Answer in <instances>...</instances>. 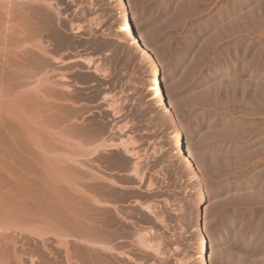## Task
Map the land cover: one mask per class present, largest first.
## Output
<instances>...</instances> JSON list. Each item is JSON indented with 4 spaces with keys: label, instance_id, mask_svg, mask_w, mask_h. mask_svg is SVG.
<instances>
[{
    "label": "rangeland",
    "instance_id": "rangeland-1",
    "mask_svg": "<svg viewBox=\"0 0 264 264\" xmlns=\"http://www.w3.org/2000/svg\"><path fill=\"white\" fill-rule=\"evenodd\" d=\"M47 1H54L55 5L61 7L59 30L55 22L51 21V27L43 29L36 21L35 24L40 27L37 26L40 30L34 25L38 31L35 32L37 35L34 33L32 36L28 33V36L31 40L37 39L38 36L43 38L45 43H49L51 54L53 53L52 55L58 59L50 61L51 64L49 62L45 66H31L25 62H18L22 57L24 59L25 50H20L23 41H18L15 33H6L7 41L5 40L4 46L3 41L0 42V48H4V53L1 55L8 59L6 60L8 65H6L7 62L4 64L1 61L5 65L3 68L6 66L7 68L0 70L3 76L0 78V107L2 108L0 114L3 117H11L14 120L18 118L26 122L25 129L28 131L25 136L26 143L31 145L24 149L26 154L39 150L40 148L37 149L36 145L48 151L58 152L57 154L60 152L61 155L65 152L64 142L60 141L64 133L62 127L64 122H60L57 118L58 112L63 110L62 102L67 95L69 96L66 98L70 97L73 103L77 102L74 103L76 108L79 107L77 111H80V114L76 116L77 121L83 119L85 122L91 119L90 121L94 122L96 118L106 120L110 124L114 121V130L118 124L122 126L121 122H130L131 129L128 128L126 134L132 135L139 143L137 148L145 153V161L141 167V171L145 172L144 182L138 183L132 180L130 183L132 186L140 184L141 189H145L148 182L154 186L152 193H149L150 196L148 192L143 191L142 200L147 201L151 198L149 200L158 203L159 208L162 205L161 213H159L165 216L168 222L167 229H162L160 225H157L158 228L155 225L154 228L161 231L165 239L163 249L177 245L179 252L184 253L175 252L167 264H173V262L175 264V257L195 254L197 251L195 243L200 237L198 231L193 230L196 225L203 227L205 235L218 240L211 246L212 251H215L212 264H263L264 0H206L207 2L205 0H129L130 9L137 16V30L144 37V42L152 53L154 65L164 68L162 76L165 81V93L173 106L176 121L184 125L182 126L189 144L195 151L196 167H200L197 169L200 175H203L201 176L203 181L201 180L200 184L196 181L188 182L190 174L188 176L189 172L185 169L182 158L175 153L174 140L170 138L174 128L161 114L154 100L150 99L151 93L147 91V88L152 77L151 67L140 57L136 48L129 45L128 41L111 38L117 35L114 31L119 21L117 1ZM257 5H261L260 8ZM254 11L258 13V17L251 19ZM63 15L66 19H63ZM243 17L248 18L249 23ZM241 18L244 22L241 21L242 27L236 30L238 32H229L230 22L240 21ZM91 20L101 21L98 24L99 28L85 26V30L80 33L69 31L70 23H86ZM221 30H224L222 34L214 37L217 33H221ZM87 56L103 61L109 68V75L105 78L96 77L91 72L84 71L87 67L79 61L70 63L68 66H60L58 63L61 60L68 61ZM11 66L24 71L23 77L20 76L21 74L18 75L20 78L12 75L7 70L12 68ZM229 66L233 69L230 73L224 74ZM62 73L69 78L68 81L58 79ZM39 76L45 80L47 78L48 81H54L57 85L71 86L72 94L66 95L67 92L64 90L61 93L48 94L55 99L51 107H47L42 100L33 95H21L20 93H23L28 86H32ZM234 78L237 80L235 81ZM21 79L26 80L24 84H20L22 86L18 83ZM105 93L117 96L118 101L121 102L120 107L123 110L119 119L113 118L112 121L111 112L103 109L106 104L101 99ZM254 95H258V98ZM37 114L44 115V119L47 118L43 120L46 121L48 130L45 132L43 129L44 134L41 129L31 124L33 117H40ZM47 115L50 117H46ZM97 122L94 124L97 125ZM249 129L251 131L248 132ZM99 141H93L92 144L96 145ZM92 144L87 146H94ZM237 145L238 148L235 150ZM55 148L57 151H54ZM152 150L158 151L156 154H151ZM111 153L103 152L102 155L108 157V160L100 155L101 160L105 159L106 163L109 162V158L112 159L116 154L112 153L113 156H111ZM57 167L60 170L61 166ZM118 168L123 167L118 166ZM118 168L114 170L119 171ZM10 169L12 165L3 161L0 164V176ZM121 170L126 171V169ZM80 182L79 180L78 185L81 186L82 182L79 184ZM124 182H122L124 185H131L129 181ZM199 190H204L203 193L206 194V200L202 203L198 201ZM130 192L132 196L135 191L130 190ZM131 196H129L130 199L124 198V202L121 199L123 203L120 200H116L115 203L119 202L121 209L125 203L123 207L127 210L126 207L132 206V200L137 198L134 195ZM166 202L169 203L166 204ZM130 206L128 209L132 210ZM176 210L181 212L175 213ZM132 213L128 216L130 219L140 221L144 225L148 224L140 220L139 212ZM196 215H198V223H194ZM132 216H138V219ZM182 226L183 230H181ZM147 262L149 263V260Z\"/></svg>",
    "mask_w": 264,
    "mask_h": 264
},
{
    "label": "bare ground",
    "instance_id": "bare-ground-1",
    "mask_svg": "<svg viewBox=\"0 0 264 264\" xmlns=\"http://www.w3.org/2000/svg\"><path fill=\"white\" fill-rule=\"evenodd\" d=\"M45 1L46 2H44V0H0V42L3 41L4 46L5 40L7 41L6 37L8 32L9 34L15 33L17 40L23 41L21 46L22 48L20 47V50H25L24 59L22 57V59H19V61L17 60L18 62H25L31 66H45L50 61L52 62V60L54 61L58 59L52 55L53 53L51 54L49 51L50 45L47 42L45 43L43 38L41 39L38 38L39 36H36L37 39H33V37V40H31L30 36H28L29 34L32 35L35 32H38L34 27V25H36V21L37 24L40 23L39 26H42L43 29H48V26L51 27V21L53 23L55 22V25H57V30H59L58 23L60 21L59 19L61 18V7L59 5H55L56 2L54 1ZM111 1H117V15L119 17L117 26L114 29L117 35L113 37L111 36V38L128 41L129 45L136 48L140 57L151 67L152 77L150 78V84L147 88V91H150L151 93L150 99L154 100V103L159 107L161 114L164 115L165 119H168L174 128V132L171 134L170 138L174 140L175 153H178V155L182 158L184 166L186 167L185 169H187L189 172L188 176L190 174L188 182L190 183L196 181L200 184L202 180L201 176L203 177V175H200L198 170L200 167H196L195 151L189 144L190 142L184 130V125L182 123H179V125L176 121L173 106L168 101L167 95L165 93V81L162 76V71L164 68L154 65L152 53L145 44L143 39L144 37L137 30V16L130 9L131 6L129 4V0ZM258 6L259 5H257V7ZM258 11L260 12V10ZM257 14L258 13L254 11L251 14V19H253V17L255 18V16L258 17ZM63 19L66 18L64 17ZM243 19L241 18L240 21H235L233 23L230 22L231 26L229 27L228 25L229 32H238L236 30L242 27L241 21H247L248 18L244 20ZM43 20L46 21L42 22ZM99 22L101 21L91 20L86 23H70L69 31L72 33H80L81 31L85 30V26L99 28ZM247 22L249 23V21ZM37 26L38 25H36V27ZM38 27L37 29L40 30V27ZM3 31L4 33H2ZM222 31L224 30H221V33H217L214 37H219L222 34ZM2 53H4V48H0V70H6L7 66L4 68L3 66H5L4 64H6V60L8 59H5L3 55H1ZM16 59H18V57ZM1 61H3L4 64ZM76 61H79L81 64L87 67V69L84 71L91 72L96 77L105 78L109 75L108 66H105L103 61L101 62L99 60H95L91 56L68 61L61 60L58 61V63L60 66H68V64ZM6 65H8V62ZM16 69L12 67L7 70L10 71L12 75L18 76L21 74L20 76L23 77L22 75H24L25 72L21 69ZM232 69L230 66L227 67L224 74L230 73ZM64 73L58 76V79L66 82L69 78L64 76ZM20 76H18V78H20ZM2 77V72L0 71V78ZM43 79L44 78L42 76H39L32 86L26 85L28 86L27 89L24 92L21 91L23 93L20 94L24 96H26V94L33 95L35 98L42 100L44 105L46 104L47 107H51V105L54 104L53 102L55 99L51 98V96L49 97L48 94H57L64 90L67 92V95L72 91L71 86L69 87V85H57L54 81H48L47 78L46 80ZM236 80L237 79H235V81ZM24 81L26 82V80L21 79L20 82H18L19 85L24 84ZM95 94L97 95L98 93ZM99 95L100 94H98V96ZM66 97L65 99H67ZM65 99L64 101L61 100L63 101V105L61 106L63 110L58 112V118L56 116L60 122H64L62 126L64 131L63 136L60 134L62 136L60 141L62 140V142L65 143H63L65 146H63V148H65V152H63L62 155L60 152L57 154L58 152L56 153L53 151H48L46 148L44 149V147L38 145H36V148H40L39 150L28 152V154H26L24 149L31 146L28 145L29 143H26L27 141L25 136L28 132L27 129H25L26 122L20 121L18 118L14 120L11 117H3L0 114V164H2L4 161L5 163L12 165V169L8 170L6 174L0 176V264L169 263L168 261L174 256L173 254H175V252H179V248L176 245L177 247L174 246L169 248L170 250L163 249V240L165 239H163L161 231H158L154 228L155 225L156 227L157 225H160L159 227L162 229H167L168 222H166L165 216L160 214V208L162 205L159 208V205H157L158 203L156 204L154 201L152 202V200H149L151 198L148 196V202L145 199L144 200L146 202L142 200L143 191L148 192V194L152 193L154 186L148 182L146 188L143 187L145 189H141L140 184L137 185L135 183L136 185L133 184L134 186H132L130 183L132 180L138 183H141V181L144 182L143 179L145 172L143 173V170L141 171V167L145 161V153L141 152L142 150L140 151L137 148L139 145L138 141L136 140V142L132 135L126 134L127 129L131 126L130 122H121L122 126L118 124V126L116 125V130H114L115 123L113 118L114 120L116 118L119 119L123 110L120 107L121 102L118 101V97L110 93H105L102 95L101 101L106 104V107L104 106L105 108L103 109L111 112L110 115L113 116L111 118L113 123L111 122L110 124L107 123L106 120L103 121L102 118H100L102 120H98L96 118V120L94 119V122L99 121L96 123L97 125L92 122L93 120L90 121L91 119L85 122L83 119H81V121H77L76 116L80 112L77 111L79 107L76 108L75 105L77 102L75 103L74 101V104L70 100V97L67 100ZM44 109H46L48 112L45 106ZM1 110L2 108L0 107V113H2ZM82 112L83 111L81 110V113ZM41 115L42 114H39L38 116L40 117L38 118L33 117L31 124L35 128L41 129V132L44 134L43 129L45 132H48L46 129V121H43L47 118L44 119V115ZM48 115L46 117H50ZM83 118L85 119V117ZM116 131H118V134H116ZM249 131L251 130L249 129L248 132ZM243 133H245V131ZM96 140H100L99 143L96 145L92 144L94 143L93 141ZM89 144L94 146H87ZM237 148L238 145L235 150H237ZM54 151H57V149L55 148ZM157 151L158 150H152V153H150L156 154ZM100 152L101 154H99ZM103 152H112L113 154H116H114V157L111 153L112 155H110L113 156V158H109V162L107 161L106 163L105 159L107 158L106 160H108V157L102 155ZM100 155L105 157V162L101 160ZM16 164H21L22 166H17ZM58 165L61 166L60 170L57 167ZM118 166L123 168L119 169ZM114 168H118L120 172L115 171L116 169L114 170ZM121 169H123L125 172H122ZM79 180L82 182L81 186L78 185ZM123 181H129L131 185H124L122 183ZM81 182L79 184H81ZM130 190L135 191L133 192V195L135 198L137 197L136 199L132 200V206L129 205L132 207V210L128 209L129 206L127 208V205H125L127 210H124L123 205L125 203L122 205L123 209H121L119 206L121 204H118L119 202L115 203V201H121V199H123L122 201L124 202V198L126 200L129 196H131L130 194L132 193ZM203 191L199 190L198 192V201L200 203L206 200V194L204 195ZM126 193L130 194L127 195ZM133 195L131 197H133ZM129 202L131 201L129 200ZM168 203L169 202H166V204ZM180 210H176L175 213H178ZM134 211L139 212L138 216L141 218L139 219L145 221L149 225H144L140 221L130 219L128 216H130V213L133 214L132 212ZM134 216H132V218ZM138 216H136L137 219ZM197 216L198 215L195 216L196 219L194 223H198ZM183 229L184 227L181 230ZM202 229L203 227L201 228V226L198 225L194 226L193 228L194 231H198L200 236L198 242L194 240L197 242L195 243L197 244V251L195 254L189 256L186 253L187 256L185 255L182 257H175V264H212L213 253L215 251H212L211 246L218 240H213L210 238V236L205 235ZM162 233L164 234V232ZM216 238H219V236ZM171 244H173V242ZM147 260H149V263Z\"/></svg>",
    "mask_w": 264,
    "mask_h": 264
},
{
    "label": "flooded vegetation",
    "instance_id": "flooded-vegetation-1",
    "mask_svg": "<svg viewBox=\"0 0 264 264\" xmlns=\"http://www.w3.org/2000/svg\"><path fill=\"white\" fill-rule=\"evenodd\" d=\"M67 1V0H66ZM63 7V6H62ZM156 200V199H155ZM157 205H159V204H157Z\"/></svg>",
    "mask_w": 264,
    "mask_h": 264
}]
</instances>
